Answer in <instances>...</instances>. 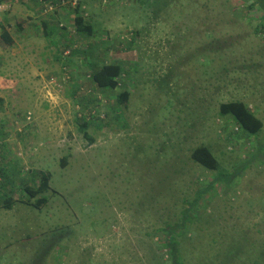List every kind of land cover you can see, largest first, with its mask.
<instances>
[{"label":"rangeland","instance_id":"1","mask_svg":"<svg viewBox=\"0 0 264 264\" xmlns=\"http://www.w3.org/2000/svg\"><path fill=\"white\" fill-rule=\"evenodd\" d=\"M76 2L90 39L73 31ZM0 4V31L13 40L0 50V198L14 201L9 210L0 201V264H161L169 255L157 230L189 217L184 264H220L233 228L263 240L264 33L245 0H71L55 7L53 22L66 28L56 45L42 34V5ZM87 46L99 61L126 63L117 89L88 82L72 54ZM121 90L130 97L116 120ZM236 100L263 124L253 138H227L226 127L239 130L219 104ZM81 114H94L92 142ZM199 144L230 174L248 167L235 183L214 182L217 171L189 160ZM40 172L50 175L49 200L33 209L23 186L36 188ZM203 188L200 214L181 213Z\"/></svg>","mask_w":264,"mask_h":264},{"label":"trees","instance_id":"2","mask_svg":"<svg viewBox=\"0 0 264 264\" xmlns=\"http://www.w3.org/2000/svg\"><path fill=\"white\" fill-rule=\"evenodd\" d=\"M37 4L43 6V10L48 17L45 20H41L40 24L42 27V34L46 41H48L52 45H56L57 43L52 38L56 30L66 31V28L58 25L53 22L55 16V7L61 5L62 3H71V0H35ZM246 10L254 11L257 13L256 20L260 23V26H256L254 29L255 33L263 32L264 33V0H245ZM77 6L73 8V20L71 25L73 27V31L76 35L80 37H85L90 39L94 33L93 25L90 20L83 16L80 10L81 2L77 3ZM75 4V5H76ZM51 7V10L49 9ZM55 21V20H54ZM259 25V24H258ZM60 26V27H59ZM60 39L66 40L67 37L64 35ZM13 40L9 33L6 30V27L1 28L0 31V50L6 51L11 48L13 45ZM133 43V42H132ZM132 43L129 49L132 48ZM78 53L81 54L86 66V71L88 72L87 78L88 82H90L91 86L98 90L99 92H107L113 91L120 86L119 80L122 76L127 74L126 71V63L114 61V62H103L99 61L97 56L93 55V51L89 49V47H83L81 50H74L72 54ZM61 56V53H60ZM205 57V56H204ZM61 58V57H60ZM59 58V59H60ZM62 66H65L70 62L69 59L61 60ZM123 86V84H121ZM130 97V94L127 90H121L120 93L115 95L114 100L118 105V111L115 112L114 116L116 120L121 119V106L125 107L126 103ZM99 110H96V112ZM218 115L220 118L230 119L231 122L234 123V126L239 130L238 133H234L232 128L226 127L228 131L227 138L232 140V136L236 137L237 135H243V138H253L258 135L262 128L263 124L261 120L255 115V113L250 110L247 104L242 101H229L225 103L219 104ZM108 116V115H107ZM107 116L106 120L107 121ZM86 117V118H85ZM83 114L78 116L79 131L82 135L90 142L92 139L89 138L87 134V129L95 121L94 114L92 116H85ZM114 118V117H113ZM102 121V120H101ZM97 125H100L98 123ZM225 129V130H226ZM260 147V146H259ZM261 148V147H260ZM255 158V157H254ZM189 160L200 166L202 169H206L209 171H217L215 174L214 182H224L235 183V179L239 177V173L245 170L248 167V161L245 160L244 163L238 164V168L235 169V172L230 174L223 168H220L218 160L215 158L213 152L210 147L199 144L193 147L189 153ZM66 159L62 161V166H64ZM39 185L36 188H32L31 186L24 185L23 191L27 194L26 204L31 205V208L39 209L41 206L46 205L48 203V195L47 192L50 190L49 181L50 175L45 172H40ZM5 176V170L0 168V177ZM209 190L212 187V184L208 185ZM208 190L207 188L199 189V191L195 192V196L192 202L189 203V207L187 210L183 209L181 213H196L200 214V210L205 208V206H201V196L204 192ZM57 194V193H55ZM30 199H35L33 203H30ZM2 199L0 198V201ZM2 205L5 209L9 210L14 204V201L10 199H3ZM199 206V210L197 211ZM201 206V208H200ZM203 207V208H202ZM252 206H248V209ZM205 210V209H204ZM260 212H264V206H259ZM199 212V213H198ZM199 215H195L198 217ZM194 217H189L187 224L180 222L179 224H172L167 226V230L163 228L158 229L157 232H165L166 237L164 238L163 243H157V246L166 247L168 249L169 259L160 260L161 264H184V258L182 256V248L183 241L186 237L188 231L185 230L187 225L193 222ZM264 220V218H263ZM235 236L232 237V248L228 249L223 255L220 264H229L232 261V264H264V238L261 241H258L256 238L250 239L248 237V232L244 229H236ZM257 234H262L261 231L257 230ZM197 236V235H196ZM195 236V237H196ZM251 247V248H250ZM262 249L256 254L252 252L254 250Z\"/></svg>","mask_w":264,"mask_h":264},{"label":"built area","instance_id":"3","mask_svg":"<svg viewBox=\"0 0 264 264\" xmlns=\"http://www.w3.org/2000/svg\"><path fill=\"white\" fill-rule=\"evenodd\" d=\"M49 9L51 10V7H49ZM3 11V7L2 5L0 4V13ZM235 130H237V127H235Z\"/></svg>","mask_w":264,"mask_h":264}]
</instances>
